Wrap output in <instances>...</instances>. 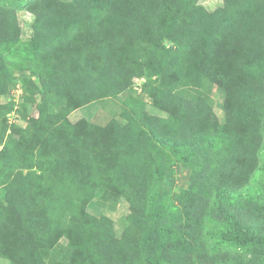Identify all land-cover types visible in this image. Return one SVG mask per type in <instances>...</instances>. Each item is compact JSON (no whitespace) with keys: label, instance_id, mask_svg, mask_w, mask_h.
Returning <instances> with one entry per match:
<instances>
[{"label":"trees","instance_id":"trees-1","mask_svg":"<svg viewBox=\"0 0 264 264\" xmlns=\"http://www.w3.org/2000/svg\"><path fill=\"white\" fill-rule=\"evenodd\" d=\"M197 1L0 0V33L7 35L0 37V95L16 70H28L23 99L40 104L28 128L9 125L13 103L2 106L0 257L45 264L47 251L65 238L68 257L50 264H169L178 244L191 243L184 235L198 239L195 232L168 228L181 218L165 208L146 212L130 196L148 181L157 184L161 145L208 180L225 206L235 192L216 177L232 182L245 160L254 168L244 172L246 182L255 171L247 187L259 181L264 188V98L253 87L264 86V0H223L213 11ZM20 9L36 14L29 40L21 38ZM137 77H146L145 93L167 116L140 112L141 102L130 96L135 103L124 101L125 122L69 120L73 110L117 96ZM205 79L225 91L228 119L235 107L238 117L239 108L243 115L262 112L251 138L256 146L250 142L245 158V141L219 134L227 123L200 101ZM100 186L130 198V223L141 230L137 247L115 238L108 217L87 212ZM257 241L264 244V237Z\"/></svg>","mask_w":264,"mask_h":264},{"label":"rangeland","instance_id":"rangeland-1","mask_svg":"<svg viewBox=\"0 0 264 264\" xmlns=\"http://www.w3.org/2000/svg\"><path fill=\"white\" fill-rule=\"evenodd\" d=\"M54 1L59 5H68L73 0ZM197 3L207 10L213 11L223 5V0H198ZM35 15L27 9L16 11L23 40H29L33 34L32 23ZM0 37L5 38L7 35L0 33ZM29 74L28 70H16V79L9 91L0 95V114H2V106L8 102L13 103L12 109L5 114L9 125L14 124L22 128H28L30 119L40 114V104L24 101L22 96L21 79ZM146 80V77L134 78L131 87L117 96L97 99L73 110L68 115L69 120L75 122L84 118L101 126L114 118L125 122V118L122 116V112L125 110L124 101L130 96L137 97L141 102L140 112L145 110L152 115L167 116L165 111L153 105L151 98L145 93L143 87ZM16 85L22 88L21 94L18 92ZM261 85L260 83L257 86L254 84L253 87L254 90L258 88V92L255 91L256 98L260 96L263 99L264 86L261 87ZM198 92L201 95L200 101L208 103L219 124L227 123L225 127L218 129L219 134L225 135L226 139L240 137L242 141H245L242 143L246 150L245 158L249 151L253 150L250 142H255L253 146H256L257 141H254L255 139L251 140V138H254L253 130L262 119V112L253 116L252 113L243 115L242 109L239 108L242 117H238L236 116L237 107H235L230 115L231 119H228V111L224 107L226 94L221 87L205 79L202 86L198 88ZM134 100L135 98L129 99L132 106L135 103ZM233 147L232 145L229 146V148ZM156 159L161 172L157 184L150 185L149 181L146 183L147 185L142 183L145 186L140 185V193L130 196L136 200L135 202L144 203L142 208L146 212L149 210L158 211V208L172 211L171 213L176 217H180L181 221L180 223L170 224L168 228L173 226V228L178 229L179 224H181L183 231L195 232L196 238H198L191 239L188 235H184L191 243L185 248L178 244V253L170 258L169 264H264V244L257 241V239L264 237V188L256 184L259 181H255L252 189L247 187L255 173L253 170L252 175L249 176L246 182L244 172L248 171L250 173L254 169L253 166L251 167L247 163V160L233 170L232 182L228 175L222 178L223 183L222 180L217 181L218 177H216V184L230 186L231 192H235L233 196L236 199L225 206V203L218 201L215 188L209 185L208 180L197 177L196 170L192 165L177 159L172 152L165 151L163 145H161V151H159ZM165 164L169 165L170 168L164 167ZM244 188L245 190H243ZM240 190L243 193H240ZM2 194L3 188L0 187V195ZM86 206V210L90 215L95 217L105 216L111 220L115 238L118 240L121 238L126 239L128 242L127 248L137 247V240L141 239V230L130 223V218H134V216L129 197L124 194L117 195L108 187L100 186L96 196ZM147 222L148 226L152 225L150 220ZM131 243L133 246H131ZM116 248L119 249L120 247L116 246ZM69 252L70 248L67 245V240L61 238L44 255V263L65 261ZM0 264L11 263L9 260L0 257Z\"/></svg>","mask_w":264,"mask_h":264},{"label":"built area","instance_id":"built-area-1","mask_svg":"<svg viewBox=\"0 0 264 264\" xmlns=\"http://www.w3.org/2000/svg\"><path fill=\"white\" fill-rule=\"evenodd\" d=\"M16 87H17L18 92L21 94L22 93V88L19 85H16Z\"/></svg>","mask_w":264,"mask_h":264}]
</instances>
